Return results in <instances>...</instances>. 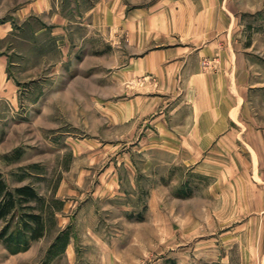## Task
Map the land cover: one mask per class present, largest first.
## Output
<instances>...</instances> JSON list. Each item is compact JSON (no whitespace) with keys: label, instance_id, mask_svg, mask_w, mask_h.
<instances>
[{"label":"rangeland","instance_id":"374dc122","mask_svg":"<svg viewBox=\"0 0 264 264\" xmlns=\"http://www.w3.org/2000/svg\"><path fill=\"white\" fill-rule=\"evenodd\" d=\"M91 1L53 0L47 12L44 0H0V23L13 25L0 38L13 84L0 97V171L12 187L33 183L47 210V231L27 250L0 240V264H264L253 208L212 209L205 190L216 176L159 146L153 119L171 86L131 80L144 53L78 25ZM241 51L264 57L259 45Z\"/></svg>","mask_w":264,"mask_h":264},{"label":"crops","instance_id":"0c3cea01","mask_svg":"<svg viewBox=\"0 0 264 264\" xmlns=\"http://www.w3.org/2000/svg\"><path fill=\"white\" fill-rule=\"evenodd\" d=\"M44 1L45 11L58 9L59 2ZM76 1L80 7L84 3ZM91 3L81 10V28L89 25L101 34L111 31L113 38H126L130 47L144 53V69L130 65L131 80L171 86L170 92H161L167 109L153 119L159 146L175 152L182 163L200 164L204 175L216 176L205 190L212 209L240 213L239 209L253 208V216L264 221V57L251 58L241 51L264 47V0ZM12 26L10 21L0 23L1 39ZM66 26L63 43L69 40ZM6 68L7 59L0 55V97L7 94L6 87L13 91ZM241 159L253 162L248 169L235 170V161ZM222 164L229 169L222 176L203 169L216 170ZM219 219L216 224L229 223Z\"/></svg>","mask_w":264,"mask_h":264},{"label":"trees","instance_id":"16d2710c","mask_svg":"<svg viewBox=\"0 0 264 264\" xmlns=\"http://www.w3.org/2000/svg\"><path fill=\"white\" fill-rule=\"evenodd\" d=\"M46 200L33 183L12 187L0 171V220L5 222L0 240L12 252L27 250L47 231ZM48 207V206H47ZM57 241H61L57 236ZM53 243L51 248H54Z\"/></svg>","mask_w":264,"mask_h":264}]
</instances>
